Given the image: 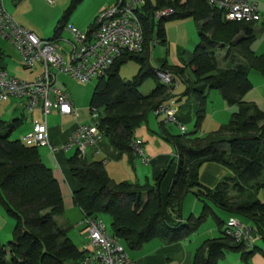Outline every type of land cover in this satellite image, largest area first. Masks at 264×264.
Returning <instances> with one entry per match:
<instances>
[{
    "label": "trees",
    "instance_id": "trees-1",
    "mask_svg": "<svg viewBox=\"0 0 264 264\" xmlns=\"http://www.w3.org/2000/svg\"><path fill=\"white\" fill-rule=\"evenodd\" d=\"M81 2L69 0L55 31H61ZM163 8H171L173 12L156 21L154 13ZM139 15L143 28L141 51L125 52L118 57L106 75L96 79L90 96L89 107L97 108L100 113L104 138L119 151L136 156L131 147L135 132L147 122L148 114L157 105L172 98L167 85L159 79L149 93L140 91L148 77L157 78V70L169 71L178 85L181 82L185 86L184 94L194 97L195 128L203 119L208 91L212 89L234 110L226 123L204 135L184 132L167 137L175 148L177 167L165 202L160 198L159 185L166 168L153 185L114 182L101 161L88 162L77 152L68 159L71 175L79 184L72 194L73 202L83 216L108 214L110 234L130 250L139 249L152 239L167 244L178 242L197 231L211 216L219 235L200 243L190 264H216L226 251L238 252L243 264H249L253 253L264 255V251L253 239L251 248L235 241L227 233V223L237 219L252 228V238L257 236L264 241V201L258 197L264 188V110L255 102L243 99L252 88L250 70L264 75V53L255 54L251 47L256 37L254 22L227 20L221 9L210 7L202 0L184 3L156 0L155 4L146 0ZM184 17L194 19L199 35L187 66L191 74L185 73V67L164 64L153 68L150 64L153 41L165 44V22ZM93 27L91 23L87 31ZM217 47H228L227 53L235 50L244 62L220 68ZM3 55L0 47V60ZM128 60L139 66L136 74L125 80L119 71ZM0 68L4 69L1 64ZM32 115V119L37 116L35 111ZM22 121L20 117L10 121L0 118V206L14 219L11 239L6 243L0 240V264H78L84 252L68 236L70 226L58 224L54 218L63 211V199L51 168L41 159L40 146L10 137ZM209 162L225 167L232 174L214 187L205 186L199 174L203 164ZM188 193L203 205L197 216L190 214L179 220ZM213 207L231 216L224 221Z\"/></svg>",
    "mask_w": 264,
    "mask_h": 264
},
{
    "label": "built area",
    "instance_id": "built-area-1",
    "mask_svg": "<svg viewBox=\"0 0 264 264\" xmlns=\"http://www.w3.org/2000/svg\"><path fill=\"white\" fill-rule=\"evenodd\" d=\"M52 3L53 0H46ZM210 7L221 9L227 20L257 22L260 11L256 0H202ZM146 0H114V3L101 10L95 17L93 29L81 31L73 25L62 29L71 35L69 59L57 51V41L41 39L20 25L7 12L0 0V36L7 40L20 53L25 68L40 66V72L33 80L18 78L0 68V102L8 99L24 100L26 111L39 115L32 119V127L23 137L27 145L47 146L52 152L76 147L78 156L85 148H96L104 138L100 127V113L89 107V123L76 124L71 128L68 140L52 144L48 136L46 118L54 109L61 115L77 116L70 94L57 85L59 74H64L79 82L105 76L113 62L123 53H138L142 49L143 28L139 13ZM171 8L159 9L154 18L169 15ZM156 76L167 91L172 94L178 87L177 80L169 71H156ZM178 107L174 100L157 105L156 115H164L165 121L174 123L182 133L184 125L177 118ZM133 151L142 155L141 142L131 141ZM227 233L235 241H241L246 248L252 246V228L242 225L237 219L228 221ZM86 232L87 244L78 264H130L128 254L118 239L108 233L103 221L98 217L83 216L81 220Z\"/></svg>",
    "mask_w": 264,
    "mask_h": 264
},
{
    "label": "crops",
    "instance_id": "crops-1",
    "mask_svg": "<svg viewBox=\"0 0 264 264\" xmlns=\"http://www.w3.org/2000/svg\"><path fill=\"white\" fill-rule=\"evenodd\" d=\"M16 1L17 0H12L11 2L15 3ZM113 3L114 0H95V5L91 11L89 20L95 18V16L101 10L111 6ZM48 4H52L50 8L54 10L57 9L58 11H60L65 9V7L69 4V0H53L52 3H48ZM9 5H10V1H9ZM256 5L258 10L260 11L259 21L261 22L258 23L259 22L258 21L252 24L256 37L251 47L252 50L255 52V54H261L264 53V44H263L264 43V1L256 0ZM9 8L8 10L6 9L7 12L11 14L14 17V19L21 25L20 23L21 17H20V13L16 11L17 8L15 7L13 8L10 6ZM183 21L182 20H176L173 22L169 21V24L166 26V43L163 44V46L165 47V54L163 56L155 55L153 58L150 56V64L153 68H161L163 67L164 64L170 66H176V67H185L186 68L185 73L188 74L187 66L192 57V52L187 48L188 43L190 42L191 45L195 47V45L197 44L196 43L197 40H199V35H198L197 24L195 22L193 26V31L195 32V36L193 34V36L190 38L189 30L186 27V23H184ZM76 24L79 27H83L87 23H85L84 25V23L82 24L81 22H76ZM90 24L87 26V28H89ZM30 31L35 34L34 31L32 30ZM61 31L60 30L55 31L52 37L47 39L54 38V40L57 41V51L67 61L69 59V53L71 50V45L69 43V41L71 40V35L69 34L67 39H65L66 45L60 46L59 40L61 39L60 38ZM259 37H261V39L263 38L261 43L259 42ZM224 57L228 63H231V66L232 64L233 65L235 64L233 63L234 59L231 58V53H226ZM153 62H155L157 65L154 66ZM29 70L32 74L31 78H23V79L30 81L36 77L38 72H40V66L37 65L35 66V68ZM253 76L256 80L255 81L256 83L253 81V77H251L249 72L248 77L249 80L251 81L252 88L245 93L243 99L247 101L255 102L258 105V107L264 110V75H261L260 78H258V76L255 75ZM64 82H65L64 79L61 82H59L57 79V85L67 91V89L64 86L65 85ZM180 85L183 86L181 90L179 89ZM184 89L185 86L180 82L176 90L172 93L171 95L172 98L170 99V100H174L175 104L177 105L178 107L177 118L183 125L185 123H189L194 119H196V110H197V104L194 97L191 94H184ZM208 96H211L210 99L211 104L210 106H207V102H206L204 113L206 114V118H207L208 115L207 111L211 110L210 111L211 115L207 122L208 125L205 131L203 129V132L205 133L208 131L216 130L219 127V125L224 124L223 123L224 117L230 118V115L234 110V106L227 105L223 100V98L221 97L220 93L212 92V90H210L208 91ZM17 101L19 102L18 106H14V104H16ZM4 102L6 103L10 102V103L6 104L2 108V115L4 114V116H7L2 118L3 120L10 121L13 118H18L19 117L18 112L24 110L23 109L24 100L9 99ZM4 102H1L0 104ZM214 102H216V107H213ZM21 103L23 107H21L20 110ZM73 104H74V108L76 109L77 116H74L72 114L61 115L54 109L50 112V114L58 115L63 120L69 121L68 124L57 122L56 117L53 123H48L46 118V125L48 127V136L52 144L59 146L65 143L69 138L70 130L72 127H74L76 124L89 123V111L87 110L86 112L85 115L86 120H80L79 119L80 113L75 106V100H73ZM217 110L224 113L223 119L221 116L218 117L215 115ZM153 114L156 117L158 116L154 112ZM35 115L37 116L39 115L38 111H35ZM204 119L205 117L203 118V120L201 121L200 125L197 128L194 127L195 129L192 132L193 134L202 135L201 129L204 123ZM152 124L154 125V119L148 116L147 122L138 129L140 131V134L137 135V133L135 132V138L140 140L141 142L142 155L136 154V156H132L127 152H121L118 149H116L114 146H112L105 138H103V140L98 144L96 148H92V147L85 148L84 154L81 157H83L88 162L101 161L106 170V173L114 182L127 181L130 183H138V184L148 183L153 185L159 173L164 168H166L165 176L163 177L159 185L160 198L163 202H165L168 190L172 182L173 175L177 167V163L174 160L176 158L174 151L175 148L174 146L168 147L165 145V142L169 141L167 137H169L170 134L168 133L167 130L164 129V121L159 119H158V125L160 127L159 134L163 136L165 140L162 139L161 142L155 140L157 143L158 151H155V149L152 147L151 148L145 147L148 146L147 141L145 142V140L141 136H143L146 133V131L151 133L155 132L154 129L151 130L149 127L152 126ZM169 124H174V123H169ZM31 127H32V119H29L28 123L25 125V128L23 129V130L26 129V131L22 130L23 135L20 137V139H22V137L28 131H30ZM40 147H44V149H46L41 151V149L39 150L38 148L39 154L41 156L43 163H45L48 167L51 168L53 176L57 180L61 190V195L63 199V211L61 214H65V213L68 214L67 217L65 215H62L59 216L58 219L56 220L61 225L67 224L70 226L69 228L70 231L68 230V234L69 232L72 231L71 228L75 227L76 229H78L77 231L79 235L83 238L82 240H84L86 236L83 230V226L81 225V220L83 219V213L78 207H76L72 198V194L79 187V184L71 175L68 166V159L73 155H75L76 147L71 146L66 149H59L55 152H52L47 146H40ZM72 149L73 152L71 151ZM140 163L143 165L149 164L148 166L149 169L147 172H145L144 167L139 165ZM228 172H229L228 169L217 163H212V162L205 163L200 169L199 180L205 186L214 187L222 178L228 175ZM258 197H259V193H258ZM190 214L195 215L196 213L191 212ZM179 220H184L182 211ZM13 225H14V219L9 215H7L0 206V240L1 241L3 238L9 239L11 237ZM197 231L175 243L167 244L158 239H152L148 242H145L139 249H135V250H130V249L128 250V248L125 246V244L122 241H120V243L122 242L121 244L123 245V247L125 248L128 254L130 264H190L192 261L193 252L199 246V244L202 243L205 239L217 237L219 235V234L216 235L215 230L210 227L206 228L200 233H198ZM107 232L110 233V231ZM256 243L257 246L264 251V241L263 240H261L260 242L255 241L254 244L256 245ZM216 264H243V262L238 252L226 251L223 257L219 258L216 261ZM249 264H264V255H262L260 252L253 253L249 259Z\"/></svg>",
    "mask_w": 264,
    "mask_h": 264
},
{
    "label": "rangeland",
    "instance_id": "rangeland-1",
    "mask_svg": "<svg viewBox=\"0 0 264 264\" xmlns=\"http://www.w3.org/2000/svg\"><path fill=\"white\" fill-rule=\"evenodd\" d=\"M8 1V3H7ZM9 1H10V5H9ZM12 0H2L5 9L8 10L9 6L10 7H15L17 8L16 11L18 13H20V17H21V25H23L24 28L28 29V30H32L35 32V34L41 38V39H47L52 37V35L55 33V30L58 29L59 27V19L61 18L63 11L66 9V7H68V5L65 7L64 10H60L58 11L57 9L54 10L52 8H50V6H52V4H48L46 0H17L15 3L11 2ZM150 3L155 4L156 0H148ZM181 3L186 2V0H179ZM260 1H264V0H260ZM95 5V0H82V2L75 8V10L73 11V13L71 14L69 20L67 21L66 25H73L76 28L79 27L76 22H81L82 24L87 23L85 26L83 27H79L78 29L81 31H86L88 28L87 26L93 21L95 18L90 19V15H91V11L93 9ZM12 8V9H13ZM10 9V8H9ZM96 17V16H95ZM156 21L158 20V18L155 19ZM176 20H186L183 21L184 23H186V27L189 30V34H190V38L193 36H195V32L193 31V26L195 24V21L192 17H184V18H179V19H175V20H170L171 22L176 21ZM258 22V21H257ZM261 21H259L258 23H260ZM169 24V21L165 22V27ZM260 25V24H258ZM69 32L65 29H62L61 33H60V40H59V45H66L65 43V39H67V37L69 36ZM263 40V38L261 39V37H259V42L261 43ZM199 40H197L196 43H198ZM195 43V44H196ZM264 44V43H263ZM0 47L3 49L4 51V55L2 57V59L0 60V64L12 75H15L18 78H31V72L29 70V68H25L24 67V63L22 61L21 55L20 53L16 50V48H14L7 40H5L4 38H2L0 36ZM193 45H191V43H188V49L192 52L193 49ZM228 47H225L224 49L217 47L216 48V56H217V60H218V64L220 68H225L228 67L229 65H231V63H228L227 60L225 59L224 55L227 53V49ZM261 51V50H260ZM259 53V52H258ZM165 54V47L161 44H156L152 43V48H151V57L153 58L155 55L158 56H163ZM231 58L234 59L233 63H237V62H244V59L238 54V52H236L235 50L232 49L231 51ZM228 63V64H227ZM153 65L156 66L157 64L155 62H153ZM233 65V64H232ZM138 64L133 61V60H128L125 63L122 64L121 69H120V75L122 76V78L124 79H130L131 77H133V75L136 74L137 69H138ZM189 74L190 70L188 69ZM250 75L251 77H253V81L255 82V78L253 75L258 76V78L261 77V75L259 72L251 69L250 70ZM65 80V88L67 89V92L70 94L72 100H75V106L77 108V110L80 113V120H86L85 115L86 112L89 108V100H90V96L92 94V90L93 87L96 83V79L97 78H92L90 79V81L88 82H79L76 80H73L72 78H70L67 75H59L58 81L61 82L62 80ZM158 78L155 77H148L140 86V91L143 94H147L150 92V90L154 87L155 85V81ZM256 83V82H255ZM183 86L180 85V90ZM212 92H218L215 89H212ZM219 93V92H218ZM210 99L211 96L207 97V106H210ZM1 103V102H0ZM10 102H4L2 104H0V117L4 118L7 116H4V114L2 115V108L8 104ZM19 102L17 101L16 104H14V106H18ZM22 103L20 106V110H21ZM213 107H216V102H214ZM23 111H19V117L23 118L22 123L15 129L12 131L11 133V138H20L23 135L22 130L25 128V125L28 123L29 119H32L33 115L31 116V114H29L26 111V108H23ZM211 110L207 111V118H206V114L204 113V123L201 129V133L202 135L210 132H203V129L205 131L207 125H208V120L210 118L211 115ZM53 113V112H52ZM216 116L218 117H222L224 116L223 112H220L219 110L216 111ZM150 118L154 119V125L152 124V126H149L150 129H154L155 132L151 133V132H147L141 136L145 142L147 141V145L145 146L146 148H154L155 151H158L157 148V143L155 140H158V142H161L163 138V136H161L159 133L160 131V127L158 125V119L159 120H163L164 121V129L168 131V133L170 135H178L181 134L182 132L180 131V129L177 127L176 124H169L168 122L165 121L164 115H158L157 117L154 116L153 112H150L148 115ZM11 117V116H10ZM56 117V121L57 122H62L64 124H68L69 121H65L63 120L60 116L58 115H54V114H49V116L47 117V121L48 123H53L54 119ZM203 117V118H204ZM9 118V117H8ZM203 120V119H202ZM229 120V118H225L224 117V122L226 123ZM194 124H195V119L189 123H185L184 126L186 128L185 133L187 134H192V132L194 131ZM222 125V124H221ZM219 125V126H221ZM145 126V125H144ZM155 127V128H153ZM138 130V129H137ZM143 130V129H142ZM23 131H26L23 130ZM139 131V130H138ZM136 131L137 135L140 134V131L138 132ZM165 140V139H164ZM163 144V143H162ZM166 146H170L172 147L173 144L170 141H166L165 142ZM46 150L44 149V147H39V150ZM73 152V149L71 150ZM139 160V159H138ZM175 162L177 163V159H174ZM140 166L145 168V172L148 171V166L149 164H139ZM231 171L228 172V175H231ZM223 180V178L221 179ZM142 183V182H141ZM259 197L260 199H262V201H264V188L260 189L259 191ZM202 201L197 199L192 193H188L183 201V205H182V215L184 216V219H186V217L191 213L194 212L196 213L195 215H198L201 208H202ZM214 211L216 212V214L223 219L224 221H227L229 219V217L231 216L228 212L213 207ZM65 215L66 217L68 216V214H59L56 215L54 218L55 220L58 219L59 216ZM99 218L104 221V224L106 226V230L110 231V221L111 218L108 214L106 213H102L99 215ZM241 220H243L244 222L246 221L244 218H240ZM57 221V220H56ZM59 221V220H58ZM58 223V222H57ZM59 224V223H58ZM213 228L215 230V234L218 235L219 232L217 231L215 222L213 221L212 217L209 216L202 224L201 226L198 228V233L202 232L203 230H205L206 228ZM71 232H69V237L72 239V241L74 242V244L80 249L82 250L83 247L87 244V239L85 238L84 240H82L83 238L79 235L78 233V229H76L75 227L71 228ZM70 231V230H69ZM85 232V231H84ZM85 236H86V232H85ZM11 239V237L8 238H3L2 239V243H6L7 241H9ZM253 242H260V238H258L257 236L253 237ZM122 243V242H121ZM257 245V243H256ZM129 250V249H128Z\"/></svg>",
    "mask_w": 264,
    "mask_h": 264
}]
</instances>
